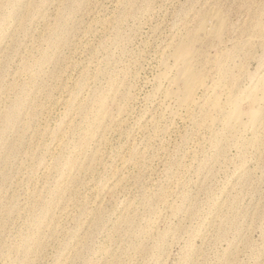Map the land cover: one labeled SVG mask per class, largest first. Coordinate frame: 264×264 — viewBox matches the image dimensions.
<instances>
[{"label":"rangeland","instance_id":"374dc122","mask_svg":"<svg viewBox=\"0 0 264 264\" xmlns=\"http://www.w3.org/2000/svg\"><path fill=\"white\" fill-rule=\"evenodd\" d=\"M51 1L0 0V264H264V0Z\"/></svg>","mask_w":264,"mask_h":264},{"label":"bare ground","instance_id":"6f19581e","mask_svg":"<svg viewBox=\"0 0 264 264\" xmlns=\"http://www.w3.org/2000/svg\"><path fill=\"white\" fill-rule=\"evenodd\" d=\"M59 3H60V1H59ZM0 6H1V3H0ZM49 6L54 8L56 12H63V10H64L63 3L61 2L60 4L56 5V0L51 1ZM75 6H76V8H79L80 4L77 3ZM10 13L12 16L13 15L17 16V15H25L27 13V11H24V12L16 11L15 12L14 10H12ZM46 16H48V15L45 14L44 17H46ZM22 22H21V19L19 18V23H22ZM17 23H18V20H17ZM8 26H10V23L8 24ZM44 31H45V29H44ZM48 32H50V30H48ZM60 38H61L60 36H56V39H60ZM56 42H57V40H56ZM5 43H6L5 39L3 38L2 35H0V45L5 44ZM38 64L42 65L43 62L40 61ZM201 87H202V83L196 82V77H194L193 71L189 68V66L186 63H183V65H177L167 75L164 87L160 88L161 97H160V100L158 102V105H164L168 101H171V102H174L177 105L181 106V103H183V99L185 102H188L191 99V97L193 96V94L195 92H197V90H199ZM232 97H236V95L235 94H234V96L231 95L230 98H232ZM232 100H233V98L230 100H229V98L224 99V101H227L225 104H228L229 101H230L229 104H231V105H234V104L236 105L238 103L237 99H234L233 101ZM210 101L213 103V106L215 109H218L221 112L226 109V105H223L224 103L220 102V98L217 95L214 96L213 98H210ZM81 108H84V105L80 106V109ZM106 108H107L106 106L105 107L102 106L104 116L108 115ZM17 109L20 111H23L26 109V105L19 102V103H17ZM3 114L4 113H0V116ZM118 117H119V115L114 118V122L116 125L120 121ZM238 117H239V114L237 116H235V118H238ZM262 117L263 116H260V115L255 116L253 119V122L257 123L258 120ZM19 118H20V116L18 117V115H16V114L15 115L7 114V115H4L1 119L2 123L0 124V142H1L0 144H5L7 147L6 157H8V155H9V157L11 158V156H13L17 153L19 143L17 141L13 142V141L9 140L10 138H9L8 131H10V129L14 126L17 127ZM225 124H226L225 129L229 130L230 132L232 130V132H231L232 138L236 137L237 134H235L233 132V131H235L236 128L233 127V124L229 123V122H225L224 125ZM231 124H232V126H231V128H229ZM108 130H110V129H108ZM252 130L255 131L256 129H252ZM228 134L226 136L221 135V137L226 138L228 136ZM255 138L257 139V136ZM251 143H253V142H251ZM262 144H264V143H260V146ZM3 149L5 152V148H3ZM71 177H72L71 178L72 183L71 184L70 183L65 184V188H68L69 190H72L75 188V185H73V182L78 180L77 176H71ZM58 201L61 202L62 199L58 198ZM40 223H41V221H40Z\"/></svg>","mask_w":264,"mask_h":264}]
</instances>
